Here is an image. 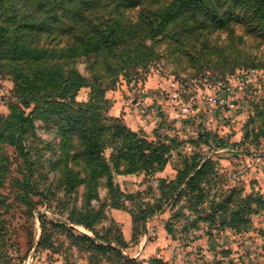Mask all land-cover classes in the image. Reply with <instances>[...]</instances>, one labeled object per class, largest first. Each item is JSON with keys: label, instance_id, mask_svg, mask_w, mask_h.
Segmentation results:
<instances>
[{"label": "rangeland", "instance_id": "1", "mask_svg": "<svg viewBox=\"0 0 264 264\" xmlns=\"http://www.w3.org/2000/svg\"><path fill=\"white\" fill-rule=\"evenodd\" d=\"M183 40L162 38L148 64L131 75L118 74L104 94L107 116L121 119L138 137L169 148L162 170L151 175L113 172L114 183L125 195V210L109 207L104 188L85 204L86 177L67 191L59 185L55 168L64 141L53 123L37 119L27 128L21 136L26 148L22 156L8 147L21 164L18 175L38 194H31V207L1 210L9 244L0 264H128L112 254L94 262L80 242L69 237L84 234L104 244L97 238L116 236L107 234L110 227L127 238L123 248L110 245L136 264H264V43L245 28H235L233 36L212 34L197 46L194 38ZM76 68L85 75L82 59ZM14 90L12 77L0 63L1 121L16 101ZM90 93V88L80 89L76 102H87ZM9 132L19 135L14 128ZM111 154L108 148L104 151L107 160ZM185 158L210 166L204 202L190 208L184 198L169 200L150 220L141 221L139 211L158 206L159 181L174 180ZM71 170L82 172L77 164ZM40 192L51 196L49 201L42 200ZM98 201L102 218L92 221L94 234L67 220L73 208L97 210ZM132 212L137 220L133 239ZM41 217L57 226L46 227L50 238L45 243Z\"/></svg>", "mask_w": 264, "mask_h": 264}, {"label": "trees", "instance_id": "2", "mask_svg": "<svg viewBox=\"0 0 264 264\" xmlns=\"http://www.w3.org/2000/svg\"><path fill=\"white\" fill-rule=\"evenodd\" d=\"M235 28H245L264 43V0H0V63L13 79L16 99L10 114L0 120V256L7 257L9 244L1 210L31 207V194H38L18 175L21 164L8 152L14 147L17 156L25 153L21 136L28 127L38 119L53 123L61 132L64 144L55 168L60 186L67 191L86 177L85 204L92 193L104 188L109 207L125 210L121 203L125 195L114 183L113 172L151 175L162 170L169 148L138 137L121 119L107 116L105 92L114 87L118 74L131 75L148 64L162 38L176 42L179 37L183 42L194 38L197 46L212 34L233 36ZM80 59L86 63L85 75L76 68ZM85 87L90 88L89 100L76 102ZM107 148L112 152L109 160L104 157ZM193 160L184 159L174 180L159 181L158 206L139 211L141 221L150 220L169 200L184 198L190 208L204 202L210 166ZM75 164L82 172L71 170ZM39 195L45 201L51 197L45 192ZM99 204L97 210L73 208L67 220L93 232L92 221L102 218ZM40 221L45 243L50 238L46 227L57 226L45 217ZM136 221L132 212L131 239ZM112 233L116 234L112 240L94 236L104 244L84 234L69 237L80 242L94 262L100 255L112 254L136 264L116 248L126 246L122 231L110 227L107 234Z\"/></svg>", "mask_w": 264, "mask_h": 264}, {"label": "crops", "instance_id": "3", "mask_svg": "<svg viewBox=\"0 0 264 264\" xmlns=\"http://www.w3.org/2000/svg\"><path fill=\"white\" fill-rule=\"evenodd\" d=\"M130 236H131V235H130ZM125 239H127L126 236H125ZM125 239H124V240H125ZM125 241H126V240H125Z\"/></svg>", "mask_w": 264, "mask_h": 264}]
</instances>
